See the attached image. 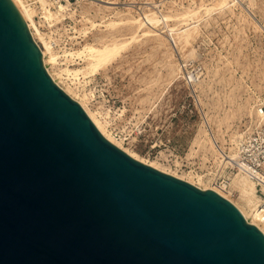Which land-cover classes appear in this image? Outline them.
Wrapping results in <instances>:
<instances>
[{"label": "water", "instance_id": "1", "mask_svg": "<svg viewBox=\"0 0 264 264\" xmlns=\"http://www.w3.org/2000/svg\"><path fill=\"white\" fill-rule=\"evenodd\" d=\"M0 264H264V234L104 138L0 0Z\"/></svg>", "mask_w": 264, "mask_h": 264}, {"label": "rangeland", "instance_id": "2", "mask_svg": "<svg viewBox=\"0 0 264 264\" xmlns=\"http://www.w3.org/2000/svg\"><path fill=\"white\" fill-rule=\"evenodd\" d=\"M21 1L48 74L138 162L201 188L221 171L200 149L204 130L228 155L236 147L233 136L264 127L256 116L264 112V0H230L222 9L215 6L219 0ZM58 4L63 9L56 15ZM191 10L200 13L198 23L180 20ZM166 15L171 19L163 20ZM132 16L144 30L125 23ZM182 28L191 37L181 50L170 34ZM114 43L122 44L106 60L89 58ZM233 190L227 197L244 207Z\"/></svg>", "mask_w": 264, "mask_h": 264}, {"label": "bare ground", "instance_id": "3", "mask_svg": "<svg viewBox=\"0 0 264 264\" xmlns=\"http://www.w3.org/2000/svg\"><path fill=\"white\" fill-rule=\"evenodd\" d=\"M11 1L14 4V6L17 8V10L19 11V13H20L22 19L24 20V22L27 24L28 29H30V26L28 25V21H27V13H26L27 12V9H26L27 5H26V3H23L21 0H11ZM229 4H230V0H219L217 2V4H215V6L218 9L230 8ZM41 6H42V10H43V12L45 14L44 15L45 19L46 20L50 19L53 16V14L51 13L50 9L47 6H45V5H41ZM58 8L59 9L55 12L56 15H58L59 12L63 9L62 5H60V4H58ZM131 10H132L131 7H129L128 8L129 13H130ZM151 13H153V12H151ZM149 14H146V15H149ZM200 16L201 15H200V13L198 11L191 10V11H187V12L182 13L181 14V18L182 19H180V20H182L183 22L186 23V21L188 19H190V18H194L195 19L196 18L197 20L194 23H198V21H199L198 19H199ZM163 18H164L163 20L168 21L170 16L166 15ZM156 19H157L156 17L152 16L150 18L151 23H156L157 22ZM125 23H127L130 27L134 28V31H136L139 28L144 30V28L146 27V25L142 22V20L140 18L136 19L134 16H132L131 18H128ZM159 23H160V21H159ZM133 25H134V27H133ZM189 25L190 24H188L187 26H189ZM174 31H175V33L173 32V33L170 34V32H169L168 34H170V38L172 39V42L176 43V39L178 40V42H179V44L181 46L180 49L182 50L184 46L190 44L191 33H189V31L187 29H185V28H182V32H176V30H174ZM197 32H198L197 29L193 28V33L196 34ZM158 36H160V35H158ZM174 36H175V38H174ZM174 39H175V41H174ZM133 40L134 39H132V41ZM121 44L122 43H118V44L114 43V48L109 49L108 52L105 51L106 49H104V50L100 51L99 53H97L96 55L90 56L89 58L90 59L106 60L111 53H113L115 51H118V49H120ZM124 44H125V41H124ZM41 54H42V60H45V55L42 52H41ZM44 67L47 70L48 65H47V63L45 61H44ZM177 70H178V68H177ZM51 78L54 81L53 77H51ZM81 106L83 107V109L85 110L86 114L89 116V118L93 122V124L96 126V128L99 130V132L104 136V138H106L112 144H115L112 141L111 137L106 133V131H105L104 127L101 125V123L93 115H91L83 105H81ZM256 116L258 117V119L260 121L264 122V113L256 111ZM203 132H204V134H203L204 137L201 139V141L199 139V142H198L200 144V149H202V151L205 154H210L213 157V159L215 160V162L218 165H220V169H224L226 167V164H227L226 161H229V160L235 158V147L231 146L230 148H228V150H229L228 153L229 154L226 157L225 156L226 152L224 151L225 148L223 146V143L220 146H218L217 145V140L218 139H217L216 136H213L207 130H204ZM240 136L241 135H239V137ZM234 137L235 136H233L231 138V143L232 144L235 143L234 145H236L237 140H235ZM130 156L132 158H135L132 155H130ZM142 163L147 165V166H150L152 168L154 167L153 165H151L149 163H145V162H142ZM154 168H156V167H154ZM172 176H174V175H172ZM231 188L239 190V193H240L241 197H243V200L245 201V204H246L244 207H241V206L235 204L234 202H232L227 197V193L222 191V190H220L216 186L214 181L209 183V185L203 184V187H201L199 189H201V190H212V191L216 192L217 194H219L220 196H222V197L226 198L227 200H229L234 206H236V208L241 212V214L243 215V217L245 218V220L249 224H252V225L256 226L264 234V222L261 220L260 215H259V211H258L261 199L256 195V188H255L254 183L251 180H249L247 177L242 175L241 173H234L233 177L231 178ZM247 209L249 211H252V212L249 213V211Z\"/></svg>", "mask_w": 264, "mask_h": 264}, {"label": "built area", "instance_id": "4", "mask_svg": "<svg viewBox=\"0 0 264 264\" xmlns=\"http://www.w3.org/2000/svg\"><path fill=\"white\" fill-rule=\"evenodd\" d=\"M48 2L57 3L61 0H48ZM191 78H194L193 80L190 79L191 82L196 80L197 73ZM258 112L264 113L262 109ZM225 156L227 157L226 154ZM226 162V167L217 174L213 180L214 183L230 198L234 192L231 188V175L233 173H241L251 180L257 193L261 196L258 211L261 220L264 222V127L248 130L241 134L237 139L235 158Z\"/></svg>", "mask_w": 264, "mask_h": 264}]
</instances>
